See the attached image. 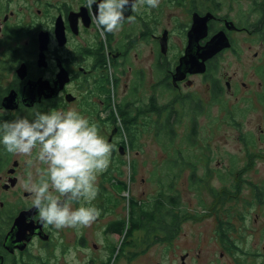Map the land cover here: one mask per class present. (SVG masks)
Returning <instances> with one entry per match:
<instances>
[{"label":"flooded vegetation","instance_id":"flooded-vegetation-1","mask_svg":"<svg viewBox=\"0 0 264 264\" xmlns=\"http://www.w3.org/2000/svg\"><path fill=\"white\" fill-rule=\"evenodd\" d=\"M175 5L185 18L173 23L172 13L164 25L173 0H0V264H50L56 250L62 258L73 252L79 264L129 263L128 255L116 261L129 237L161 235L132 220L157 218L163 195L179 222L194 218L180 209L192 205L191 193L199 204L203 193L211 199L206 217L213 227L203 232L216 246L173 247V264H264V185H232L227 193L222 185H159L148 204L133 200L119 216L115 192L126 189L127 158L143 155L141 139L151 130L173 137L177 107L189 110L190 143L195 117L211 104L223 115L248 107L264 113V0ZM194 16L204 30L189 54ZM217 36L205 70L192 68L190 58L200 62L198 52ZM243 50L249 69L230 72L227 58L240 59ZM98 156L105 161L99 181L90 171ZM178 166L193 173L196 163L189 157ZM121 221L115 249L110 238L121 237Z\"/></svg>","mask_w":264,"mask_h":264},{"label":"rangeland","instance_id":"rangeland-1","mask_svg":"<svg viewBox=\"0 0 264 264\" xmlns=\"http://www.w3.org/2000/svg\"><path fill=\"white\" fill-rule=\"evenodd\" d=\"M172 13L173 23L176 21L174 18H177L178 15L181 19L185 18L183 8L176 6L175 0H173V7H165L163 11L162 21L164 25L168 21L166 17ZM180 31L181 26L179 24V27L175 30V35L178 36ZM256 43L253 45V50L258 48V46H255ZM247 55H249V52L243 50L240 59L227 58V61L230 62L225 67L230 72L249 69ZM176 111L180 116L178 121L173 122L174 134L172 140L162 135L163 128L158 138L153 135L151 130L149 134L143 135L141 139L145 143L143 155L134 158L131 154L127 158L130 164L125 165L121 178L126 184V189L119 193H117L118 191L115 192L117 197L121 198L119 216L124 217L127 214L130 202L132 203L133 200L141 199L148 204L155 197L153 195L159 190V180L167 173L173 175V185H194L196 189L197 185L209 187L222 185V188H225V193L232 185H238L242 189L245 188V185H264V132L260 140L255 136L260 133L258 125L264 130V113L248 107L246 110L231 108V112L223 115L219 105L211 104L210 108L206 109L204 107L195 117L193 126L195 138L194 142L190 143L188 142L191 122V116L188 115L189 110L177 107ZM219 135L220 137H218ZM247 138L250 143L245 145L243 141ZM258 156H261V158ZM189 157H192L193 162L196 163L195 172L193 173L187 166H178L184 165ZM193 157L199 158L201 162H196ZM218 162L220 163L219 168H217ZM133 165L137 168H133ZM104 168L105 161L101 156L91 162L90 171L93 177L97 178V181H99L100 173ZM167 182V180H163L165 185H161L162 188H168ZM113 185L106 186L113 191ZM141 191H145V195L138 196ZM163 192L171 194L172 190H163ZM241 192H244V190H241ZM235 193L236 191L232 193L233 196ZM87 194L92 193L87 192ZM191 195L193 196L192 205L186 206L183 203L180 205V209L183 211L188 209L194 218L184 219L180 222L173 240L169 242L161 241L160 237L163 234L157 235V237H154V235L148 237L138 233L128 238L130 243L124 252L121 253L119 249L116 261L124 263L126 261L125 257L128 255L130 256L128 258L129 263L124 264H173V247L187 245L216 246V241L203 232L213 227H210L211 221L206 217L212 207L210 204L211 199L208 193H203L204 203L199 204L196 194L191 193ZM229 205L235 207L234 201H230ZM130 209H132L131 206ZM247 211L253 213V210L248 208ZM109 219H115L113 214L108 216ZM243 224L245 223H236L235 225L236 228L241 229ZM93 238L98 245L101 244L102 240L100 238L97 239L98 241L95 240L96 237ZM208 239L212 242L208 243ZM105 240L107 241V239ZM110 240L114 243L115 249L122 246L121 238H110ZM135 245L138 247H135ZM50 264L79 263L75 260L73 252L62 258L59 251L56 250L50 256Z\"/></svg>","mask_w":264,"mask_h":264},{"label":"trees","instance_id":"trees-1","mask_svg":"<svg viewBox=\"0 0 264 264\" xmlns=\"http://www.w3.org/2000/svg\"><path fill=\"white\" fill-rule=\"evenodd\" d=\"M168 134H169V137L166 136V133L163 131V136L172 140L173 138L172 135H170L169 132ZM167 172H170V171H167ZM163 180L168 181L167 185L174 184L173 175L171 174L167 173L166 175H163L162 178L159 180L160 185H165L163 184ZM164 198L165 196L163 195L162 200L157 201V204L160 206V211H161L157 218H153L150 215H144L140 217L139 219L136 218L132 220V224L136 228H141V229L146 230V232L160 231L161 234L163 235L165 234V236H162V238L160 237L161 238L160 240L164 242H169L173 240V238L176 236L177 234L176 230L180 222L179 220H177L176 216L173 214V210L167 207L168 204L164 201ZM173 204H175V201H173ZM174 206L176 207V205H173V209H174ZM120 224H121V230H120L121 237L120 238L122 241V234H123L126 224L123 221H121Z\"/></svg>","mask_w":264,"mask_h":264},{"label":"water","instance_id":"water-1","mask_svg":"<svg viewBox=\"0 0 264 264\" xmlns=\"http://www.w3.org/2000/svg\"><path fill=\"white\" fill-rule=\"evenodd\" d=\"M200 19L201 18H196V16H194L193 18L192 27L188 34L189 54L193 52L194 42L197 40L198 37H200V35L199 36L197 35V32L200 30H204V26H200ZM219 40H220L219 36L215 37L210 43V45L205 46L204 48H202L200 52H198V55L201 54L200 62H198L197 60H191L190 58V63L192 64V68H194L195 70H199V71L205 70L204 60L205 58H207L208 56H211L212 54L216 52V50L218 49Z\"/></svg>","mask_w":264,"mask_h":264}]
</instances>
